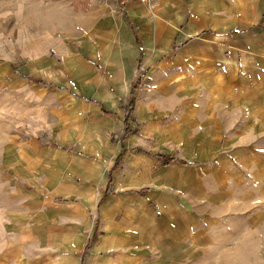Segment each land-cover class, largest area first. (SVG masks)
I'll use <instances>...</instances> for the list:
<instances>
[{"label": "rangeland", "instance_id": "374dc122", "mask_svg": "<svg viewBox=\"0 0 264 264\" xmlns=\"http://www.w3.org/2000/svg\"><path fill=\"white\" fill-rule=\"evenodd\" d=\"M103 1L111 14L115 1ZM209 1L219 5L203 18L211 40L195 35L162 55L154 53L155 45L142 43V58L154 65L148 72H135L133 81L106 74L98 62L87 63L89 55L79 68L85 75L78 76L82 71L72 59L77 54L74 41L67 45L71 52L66 64L55 44L46 50L15 45V60L0 62V201L5 222L15 221V181L29 176L39 181L48 175L53 182L64 176L57 183L60 189L45 192L52 198L84 196L98 203L123 142L126 150L168 154L194 164L164 168L161 204L150 206L154 215L173 212L180 217V242L174 246L179 251L149 252L141 257L142 264H264V0ZM115 5L116 20L125 19L141 43V27ZM137 48L132 42L124 53L137 55ZM40 54L45 61L34 66L26 60ZM41 66L46 70L42 75ZM59 69L64 73L57 76ZM140 75L128 122L132 132L125 134L129 90ZM37 76L49 85L27 81ZM88 100L102 103L111 114L104 115ZM25 167L32 169L30 175ZM85 170L99 171V177L85 185ZM116 171L115 189L130 190L123 189L122 173ZM89 212L95 221L96 211ZM191 219L195 221L189 223ZM113 257L140 262L139 257Z\"/></svg>", "mask_w": 264, "mask_h": 264}, {"label": "crops", "instance_id": "0c3cea01", "mask_svg": "<svg viewBox=\"0 0 264 264\" xmlns=\"http://www.w3.org/2000/svg\"><path fill=\"white\" fill-rule=\"evenodd\" d=\"M115 3L111 5L110 14L106 12L108 3L103 1L100 4V0H0V47H14L0 51V62L15 60V45H38L46 50L47 46L55 44L57 54L62 56L63 64H66L67 54L71 52L69 43L74 41L71 43L77 46V54L72 59H76L78 69L83 68L84 55H89L91 59L87 63L98 62L108 72L106 74L133 81L135 72L139 69L148 72L154 65L142 58V43L147 47L155 45L154 53L162 55L169 48L176 50L179 40L183 46L193 40L195 35H209L211 40L212 34L205 31L203 18L219 6L209 0H152L151 7L130 4L121 11L129 13V18L141 27L140 43L133 27H129L125 19L116 20ZM102 11L105 12L101 15ZM183 25V30L179 32ZM157 37L159 40H156ZM132 42L138 47L137 55H132L131 50V55L124 53V48L131 47ZM139 51L142 55L138 63ZM26 60L31 66L36 61H45L41 54L28 56ZM44 67L41 66L40 75L46 73ZM29 70L39 75L35 70ZM58 71L57 76L64 73L63 69ZM2 73L0 70V76ZM83 74V71L77 73L78 76ZM27 81L42 87L49 85L42 76L28 78ZM88 103L103 113L99 105ZM103 114L111 113L106 111ZM120 143L125 149L124 143ZM120 151L121 148L114 161ZM157 154L161 153L125 149L120 163L111 171V195L102 200L100 198L98 203H92L84 196H77L70 202L62 194L56 195V198L48 195L45 192L48 188L60 189L57 183L63 181L64 176L61 175L54 182L48 175L39 181L30 176L27 180L15 181V189L19 190L15 192V221L5 222V210L0 201V264H142L141 257L149 252L177 253L179 250L174 249V246L178 247L180 242L176 234L180 217L173 212L154 215L150 206L161 204L158 195H163L165 191L162 189L163 169L179 163L163 166L155 157ZM119 165L123 167V172ZM24 169L30 175L32 169ZM116 169L122 173L123 189L130 190L115 189L119 178ZM43 173L33 172V175ZM81 174L85 175V185L92 182L91 178L95 180L99 177V171L90 173L85 170ZM168 182L173 185L172 181ZM145 189L146 192L141 194ZM90 210L96 211L95 221L89 218ZM186 218L188 221V216ZM194 221L191 219L189 223ZM113 255L129 260L139 257L140 262L119 261Z\"/></svg>", "mask_w": 264, "mask_h": 264}, {"label": "trees", "instance_id": "16d2710c", "mask_svg": "<svg viewBox=\"0 0 264 264\" xmlns=\"http://www.w3.org/2000/svg\"><path fill=\"white\" fill-rule=\"evenodd\" d=\"M141 52L139 51V57H138V63L140 62V58H141ZM142 79H143V76L140 75L133 83L131 89H130V92H129V95H130V99L128 101V105H127V112H126V115L124 117V120H123V124H124V127H125V134H128L132 131L129 130V119H130V114L132 112V109L134 107V99H133V95H134V91L138 88V86H140L141 82H142ZM88 102H91L93 104H96V105H99L100 108H101V111L103 113H106L105 109L101 106L100 103L96 102V101H92V100H88ZM124 139V137H122V139L120 141H122ZM121 148V151H120V154L117 156V158L115 159L114 161V165L112 166V168L109 170V172L107 173V182H106V189L102 195V198H105L106 196H108L110 194V185L112 183V177H111V171H113L116 167V165H118L120 163V157L122 156L123 152L125 151V149L123 148V146L121 145L120 146ZM155 157L158 158V160L162 163L163 166H167L169 165L170 163L172 162H178L182 165H185V166H191V165H194V164H188V163H185L183 161H177L175 158H173L171 155H168V154H157L155 155ZM146 192V189L141 191L140 193H144ZM94 239V236L92 238V240ZM87 248V247H86ZM85 248V249H86Z\"/></svg>", "mask_w": 264, "mask_h": 264}, {"label": "built area", "instance_id": "2783aa9c", "mask_svg": "<svg viewBox=\"0 0 264 264\" xmlns=\"http://www.w3.org/2000/svg\"><path fill=\"white\" fill-rule=\"evenodd\" d=\"M121 9H124L130 4H137L142 6H151L152 0H115Z\"/></svg>", "mask_w": 264, "mask_h": 264}]
</instances>
